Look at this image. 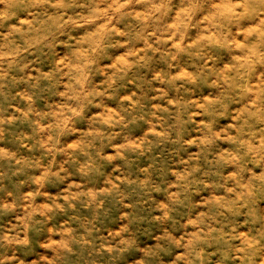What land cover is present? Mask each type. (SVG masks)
Segmentation results:
<instances>
[{
  "label": "clouds",
  "instance_id": "clouds-1",
  "mask_svg": "<svg viewBox=\"0 0 264 264\" xmlns=\"http://www.w3.org/2000/svg\"><path fill=\"white\" fill-rule=\"evenodd\" d=\"M0 264H264V0H0Z\"/></svg>",
  "mask_w": 264,
  "mask_h": 264
}]
</instances>
